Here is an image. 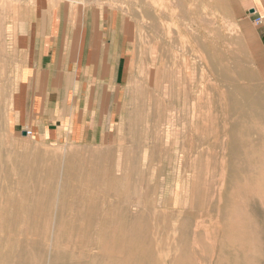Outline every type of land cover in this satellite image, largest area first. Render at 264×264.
Here are the masks:
<instances>
[{"label":"rangeland","instance_id":"374dc122","mask_svg":"<svg viewBox=\"0 0 264 264\" xmlns=\"http://www.w3.org/2000/svg\"><path fill=\"white\" fill-rule=\"evenodd\" d=\"M94 1L119 12L129 40L120 122L95 147L51 145L13 130L11 101L22 65L16 30L23 8L21 0H0V159L9 149L19 150L32 160L35 174L54 172L53 194L65 167L72 207L98 202L109 216L127 214L134 219L131 235L120 237L119 242L124 240L119 244V230L109 226L108 239L70 237L54 249V234L43 222L48 214L21 221L14 229L0 217V264L33 262L37 249H44L46 256L57 250L79 264L94 257L104 263L119 259L120 264H264V55L252 28L239 20L236 0ZM157 69L176 76L173 89L153 90ZM154 96L165 106L162 112L160 106L155 110ZM155 130L162 132L161 138L154 137ZM119 158L125 163L123 172L115 171ZM101 169L109 181L71 187L79 183L72 179L75 172L85 170L90 179ZM120 176L127 179L124 187L109 190ZM7 192L4 185L0 203ZM74 215L76 227H85L78 214L70 217ZM96 224L94 231L100 233L102 226ZM13 246L17 254L25 251V259L7 256Z\"/></svg>","mask_w":264,"mask_h":264},{"label":"crops","instance_id":"0c3cea01","mask_svg":"<svg viewBox=\"0 0 264 264\" xmlns=\"http://www.w3.org/2000/svg\"><path fill=\"white\" fill-rule=\"evenodd\" d=\"M236 4L264 55V0ZM21 5L15 44L22 65L11 127L51 145H102L120 122L128 81L129 40L119 12L94 0Z\"/></svg>","mask_w":264,"mask_h":264},{"label":"bare ground","instance_id":"6f19581e","mask_svg":"<svg viewBox=\"0 0 264 264\" xmlns=\"http://www.w3.org/2000/svg\"><path fill=\"white\" fill-rule=\"evenodd\" d=\"M71 1V0H70ZM133 1V0H132ZM8 5V4H7ZM166 9V8H165ZM164 9V10H165ZM1 19V18H0ZM3 19V18H2ZM211 25V24H210ZM232 26V25H231ZM1 34V33H0ZM2 47V46H1ZM157 57V56H155ZM156 60V59H155ZM156 62V61H155ZM163 62V60H162ZM168 64V63H167ZM155 65V64H154ZM145 67V66H144ZM178 67V66H177ZM181 67V66H179ZM147 69V68H146ZM163 69V68H162ZM169 69V68H168ZM182 69V68H181ZM194 69V67H193ZM160 69H157V71L152 75L151 79V84L153 87V90H156L159 87H162L163 90L166 88L173 89V86L178 82L177 78L175 75L172 74H166V73H161L158 71ZM174 70V69H173ZM172 70V71H173ZM148 71V70H147ZM177 71V70H175ZM148 72H151L150 70ZM168 72H170L168 70ZM147 73V72H146ZM183 73V72H182ZM183 75V74H182ZM184 76V75H183ZM195 76V75H194ZM186 77V76H185ZM193 77V75L191 76ZM185 79V78H184ZM187 80V78H186ZM193 80V79H192ZM182 81V80H181ZM183 82V81H182ZM194 82V80L192 81ZM181 84V83H180ZM195 84V83H194ZM193 84V87H194ZM180 86V85H179ZM150 87V86H149ZM175 87V86H174ZM2 88V87H1ZM151 88V87H150ZM176 89V88H175ZM194 89V88H193ZM1 91V89H0ZM141 91V90H140ZM158 91V89H157ZM166 91V90H165ZM195 91V89H194ZM200 91V90H199ZM197 93V91H195ZM195 92H192L195 93ZM195 93V94H196ZM228 94V93H227ZM148 96V94H147ZM157 96V95H156ZM154 96L153 97V106L155 110H159V103H158V98ZM163 96V95H162ZM191 96V94H190ZM4 97V96H3ZM198 97V96H197ZM228 97V96H227ZM1 100V99H0ZM191 100V99H190ZM163 101V100H162ZM189 101V100H188ZM191 102V101H190ZM198 102V99H197ZM158 103V104H157ZM162 103V102H161ZM172 103V101H171ZM203 103V102H202ZM201 103V104H202ZM193 104V103H192ZM165 105V104H164ZM190 103H188V106ZM163 106V105H161ZM160 106V110L161 107ZM191 106V105H190ZM198 106V105H197ZM169 107V106H168ZM201 107V106H200ZM2 108V107H0ZM171 108V107H170ZM190 108V107H189ZM203 108V107H202ZM260 108H264V102L260 104ZM186 109V108H184ZM192 109V107H191ZM199 109V108H198ZM194 111V109H192ZM164 111V110H163ZM166 111V110H165ZM191 111V110H190ZM199 111V110H198ZM197 111V112H198ZM200 111H202L200 109ZM204 111V110H203ZM154 112V111H153ZM162 112V111H161ZM4 113V111L1 110L0 113V120L3 119L1 116ZM166 113V112H165ZM190 113V112H188ZM192 113V112H191ZM190 113V114H191ZM205 113V112H203ZM199 114V113H198ZM198 114L196 117H198ZM208 115V114H207ZM153 116V115H152ZM189 117V115H187ZM193 116V115H192ZM191 116V117H192ZM203 116V115H202ZM211 116V115H210ZM209 116V117H210ZM160 117L162 118L163 115L160 114ZM167 117V116H166ZM186 117V116H185ZM187 117V118H188ZM190 117V118H191ZM160 118V120H161ZM200 118V116H199ZM154 119V118H153ZM189 119V118H188ZM155 122L158 120V118L154 119ZM167 120V119H165ZM198 120V119H197ZM186 121V120H185ZM189 121V120H188ZM2 122V121H1ZM167 122V121H166ZM213 122V121H212ZM153 123V122H152ZM191 123V121H190ZM160 124L161 121H160ZM159 124V125H160ZM152 125V124H151ZM214 125V124H213ZM153 126V125H152ZM190 126V125H188ZM213 127V126H212ZM1 128V127H0ZM154 129V128H153ZM197 129V127H196ZM195 129V130H196ZM210 129V128H208ZM6 131V129H4ZM161 130V129H160ZM198 131V130H196ZM177 132V131H176ZM180 132V131H179ZM153 133V132H152ZM162 133L161 131H156L155 130V136L159 138ZM199 133V132H198ZM197 133V134H198ZM177 134V133H176ZM7 135V134H6ZM176 136V135H175ZM188 136V135H187ZM190 136V134H189ZM200 136V134H199ZM7 137V136H6ZM10 137V136H9ZM8 137V138H9ZM152 137V136H151ZM13 138V137H11ZM161 138V137H160ZM164 139V138H162ZM187 139V138H186ZM153 141V139H152ZM163 141V140H162ZM8 142V141H7ZM14 142V141H13ZM148 143V142H146ZM161 143V142H160ZM176 142V147L178 148ZM18 144V143H17ZM21 144V143H19ZM13 145V144H12ZM23 145V144H22ZM147 145V144H146ZM162 145V143L160 144ZM0 146H2L0 142ZM148 146V145H147ZM165 144L162 146L164 147ZM175 146V144H174ZM173 146V147H174ZM161 147V146H160ZM167 147V146H166ZM9 148V147H8ZM20 148V147H19ZM151 148V145L150 147ZM169 148V147H168ZM171 148V147H170ZM176 149V148H175ZM179 149V148H178ZM126 150V149H125ZM167 150V149H166ZM180 150V149H179ZM170 151V150H169ZM173 151V150H172ZM178 151V150H177ZM219 151V150H218ZM175 152V151H174ZM137 153V152H136ZM179 153V152H178ZM181 153V152H180ZM211 153V152H210ZM108 154V153H107ZM173 154V153H170ZM136 155V154H135ZM149 155V154H148ZM213 155V154H212ZM66 156V155H65ZM143 156V155H141ZM151 156V155H150ZM169 156V155H168ZM172 156V155H171ZM170 156V157H171ZM183 156V155H180ZM111 157V156H110ZM134 157V156H133ZM144 160L143 164L147 161H145V154H144ZM161 157V156H160ZM34 158V157H33ZM32 158V159H33ZM43 158V157H42ZM141 158V157H140ZM181 158V157H180ZM45 159V158H44ZM182 159V158H181ZM124 160V159H123ZM173 160V159H172ZM32 160H28L25 155H22L21 152L14 151L12 149H9L6 154H4L1 159H0V174L3 175L4 177V185L5 188L7 189V194L4 197V201L0 203V217H2L3 221H7L8 224H10L9 227H13L12 229L16 227H20V222L21 221H34L36 220L37 215H44L45 213L48 214V216H44L43 222L49 223V227L51 229V232L54 234L53 240H51V246L54 248L56 247L58 241H63L67 240L70 237H81V238H90L95 236H103L105 238H109L110 232L107 230L109 226H113L117 228L118 231V236H117V241L120 237L123 236H130L131 235V230L128 232L129 229L133 228L131 226H134L132 223L134 219H130V217L127 214H121V215H113L109 216L111 214L108 213H103V210L98 206V202L96 204H93L92 206H86L84 209L81 208H73L72 205L75 204L73 199H68L67 198V193H66V188L69 185H65V181L67 179L66 176V171L64 167V171L59 173L58 180L55 186L56 193L53 194V185L52 180L54 181V172H47V174L44 175H39L35 174L32 170L33 164H31ZM41 161V160H40ZM145 161V162H144ZM34 162V159H33ZM109 162V159H108ZM141 162V161H140ZM139 162V163H140ZM93 163V162H91ZM145 163V164H146ZM70 165V163H68ZM113 164V163H112ZM133 164V162H132ZM95 165V162L94 164ZM140 165V164H139ZM148 165V164H147ZM208 165V164H207ZM66 166V165H65ZM123 166L125 167V163L123 161H120V158L118 159V162L115 164V171L117 172H123ZM155 166V165H153ZM209 166V165H208ZM105 168V167H104ZM114 168V167H113ZM148 168V167H147ZM68 169V167H67ZM79 169V168H78ZM142 169V168H141ZM81 170V169H80ZM93 170V169H92ZM112 170V169H111ZM110 170V171H111ZM190 170V169H189ZM85 171V170H84ZM84 171L81 172H75L72 179L73 180H79V183L77 185L71 184V187L74 186L77 188H82L84 185H81L83 183H87L89 180H91L92 186L96 187V182L101 181L102 178H107L108 181L111 179L110 177H105V173L103 172L104 170H98L93 174V176L90 179H87L85 177L86 175L84 174ZM142 171V170H141ZM144 171V170H143ZM140 169L138 171V176H139ZM146 172V170H145ZM127 173V172H126ZM15 175L17 177L16 182L12 181L11 178L12 176ZM151 175V174H150ZM70 178V176H69ZM140 178V177H139ZM147 178V177H146ZM164 177H162L163 179ZM205 178V177H204ZM149 179V178H148ZM114 180V179H113ZM127 179L124 177L116 178L113 182L115 183V188H110L109 190H117L118 186H123L124 182ZM147 180V179H145ZM150 180V179H149ZM116 181V182H115ZM167 181V180H166ZM102 182V181H101ZM214 183V182H213ZM113 184V183H111ZM4 185L0 186V190L4 188ZM145 185V184H144ZM204 185V184H202ZM211 185V184H210ZM102 186V185H101ZM104 187V186H103ZM124 187V186H123ZM211 187V186H210ZM209 187V189H210ZM70 188V187H69ZM148 188V187H147ZM54 189V190H55ZM70 191V190H69ZM185 191V190H184ZM68 192V191H67ZM167 192V191H166ZM221 194V193H220ZM98 195V194H97ZM53 199V200H52ZM81 199V198H80ZM125 200V199H124ZM140 202V201H139ZM142 202V201H141ZM170 203V202H169ZM182 203V202H181ZM51 205V206H50ZM135 205V204H134ZM220 205V204H219ZM125 206V204H124ZM165 206V205H164ZM73 208V209H72ZM24 214L23 217L21 218V214ZM72 214H78V217L81 219V222L85 223V227L82 226H77L75 225V221L77 222V219L75 220V215L74 217H70ZM39 221V220H37ZM97 222H100L99 226H102L101 232H96L94 231V226H96ZM132 224V225H131ZM62 230V231H61ZM108 231L109 235L106 233ZM196 236V235H194ZM193 236V237H194ZM114 237V236H113ZM124 240V239H123ZM122 240V241H123ZM122 241H118L119 244L122 243ZM34 246V245H32ZM13 246L9 248L6 252L8 254L7 256L11 258H16V255L18 257V261L25 259V251L22 253L21 251L18 252L17 250H14ZM49 247V246H48ZM40 248V247H39ZM55 249V248H54ZM125 250V249H124ZM16 252V254H15ZM128 252V251H127ZM3 253L0 250V259L3 258ZM33 262H31V259H29V262L27 264H79V263H70L68 262V256L64 253H59L57 250L53 251L52 255L46 256V251L44 249H37L36 252L33 255ZM122 263L121 260L116 259L112 260L109 263H104L101 258L99 257H94L92 260H90L89 263L87 264H120ZM7 264H11L10 262Z\"/></svg>","mask_w":264,"mask_h":264},{"label":"built area","instance_id":"2783aa9c","mask_svg":"<svg viewBox=\"0 0 264 264\" xmlns=\"http://www.w3.org/2000/svg\"><path fill=\"white\" fill-rule=\"evenodd\" d=\"M256 22H257L258 24H260V23H261V19L258 18V19L256 20Z\"/></svg>","mask_w":264,"mask_h":264},{"label":"water","instance_id":"95a60500","mask_svg":"<svg viewBox=\"0 0 264 264\" xmlns=\"http://www.w3.org/2000/svg\"><path fill=\"white\" fill-rule=\"evenodd\" d=\"M22 134H23L24 136L28 135L26 132H23Z\"/></svg>","mask_w":264,"mask_h":264}]
</instances>
